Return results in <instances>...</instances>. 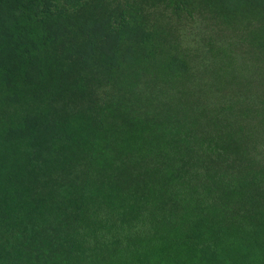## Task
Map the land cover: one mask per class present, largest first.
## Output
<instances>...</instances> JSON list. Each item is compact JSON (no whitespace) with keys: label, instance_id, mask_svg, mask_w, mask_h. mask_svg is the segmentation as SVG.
<instances>
[{"label":"trees","instance_id":"16d2710c","mask_svg":"<svg viewBox=\"0 0 264 264\" xmlns=\"http://www.w3.org/2000/svg\"><path fill=\"white\" fill-rule=\"evenodd\" d=\"M0 264H264V0H0Z\"/></svg>","mask_w":264,"mask_h":264}]
</instances>
